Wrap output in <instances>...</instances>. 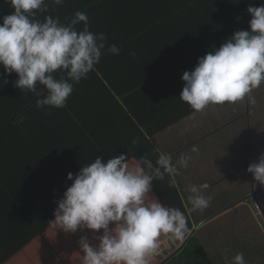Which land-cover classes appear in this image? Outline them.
<instances>
[{
	"label": "crops",
	"instance_id": "1",
	"mask_svg": "<svg viewBox=\"0 0 264 264\" xmlns=\"http://www.w3.org/2000/svg\"><path fill=\"white\" fill-rule=\"evenodd\" d=\"M112 1V12L118 15L125 10L127 17L134 19L142 12L152 27L129 26L127 32L140 37L132 40L125 52L121 49L115 63L107 64L108 74L100 70L99 79H82L80 86L74 87L71 98L76 115L69 106L37 108L36 104L20 113L21 118L15 121L20 127H13L12 144L5 143L0 149V219L13 225L37 223L44 217L46 222L54 216L55 201L72 183L67 180L69 172L75 176L97 156L106 162L120 154L126 155L129 170H134L139 160L131 154L145 150L146 136L174 162L192 156L187 168L157 180L169 206L179 196L190 216L192 233L204 245L212 264H233L237 253L244 254L247 264H264V185L247 171L249 164L264 154L260 117L264 118V83L250 94L254 104L245 98L210 104L196 112L179 97L185 83L182 74L187 68L194 69L198 57L220 44L197 52L196 48L205 44L198 43L203 42L201 30L190 16L159 27L158 20L168 15L158 9L159 3L172 0ZM122 1L125 7H120ZM98 29L91 30L100 33ZM181 103L191 110L171 122L169 119L182 113ZM193 146L198 153L192 152ZM204 183L209 185L204 195L211 197V204L202 212H193L187 189ZM153 198L162 203L152 186L148 199ZM22 211H33L29 214L32 220L22 219ZM47 225L4 264H83L81 236L87 235L96 245L99 240L95 237L103 233L94 234L90 229L66 232L55 221ZM181 244L173 237L176 250ZM153 257L149 264L163 260Z\"/></svg>",
	"mask_w": 264,
	"mask_h": 264
},
{
	"label": "clouds",
	"instance_id": "2",
	"mask_svg": "<svg viewBox=\"0 0 264 264\" xmlns=\"http://www.w3.org/2000/svg\"><path fill=\"white\" fill-rule=\"evenodd\" d=\"M8 2L14 11L0 17V66L8 74H18L14 87L23 93L40 97L37 85L44 86L47 94L37 99V108L66 107L74 85L88 78L105 50L113 55L121 51L116 44L106 48V34L90 31L84 12L77 11L67 24L51 16L41 22L35 17L38 12H47L46 0ZM51 3L62 5L64 0ZM247 12L251 14L250 30H236L219 48L198 57L194 69L183 72L185 83L179 97L196 112L210 104L236 103L245 98L255 103L250 94L264 83V2L259 6L249 4ZM81 22L83 29L77 30L75 26ZM130 55L135 56V52ZM192 152L199 149L193 146ZM127 160L125 154L106 162L97 156L75 176L67 174L72 183L55 201L54 221L64 231L90 229L95 234L103 230L95 237L99 240L96 245L87 235L81 236L83 264H149L158 254L162 234L183 242L190 232L181 209L148 197L154 179L164 180L165 174L187 168L192 156H181L174 162L170 154L160 152L154 163L145 155L134 170H129ZM247 171L264 185V154L258 162L249 164ZM208 187L204 183L187 189L193 212L210 206L211 197L204 195ZM233 264H247L244 254L237 253Z\"/></svg>",
	"mask_w": 264,
	"mask_h": 264
},
{
	"label": "trees",
	"instance_id": "3",
	"mask_svg": "<svg viewBox=\"0 0 264 264\" xmlns=\"http://www.w3.org/2000/svg\"><path fill=\"white\" fill-rule=\"evenodd\" d=\"M48 3L47 12H38L36 19L41 22L44 21L45 16H51L57 18L61 23L67 24L74 17L77 11L84 12L88 16L90 31L93 27L99 26V32H105L107 36V44H116L123 50L122 53L128 48L127 45L132 40H137L140 35L133 36L131 33L127 32L129 26L139 29L146 26H151L144 18L142 12L135 15L136 19L133 17H127L126 13L112 12V5L114 2L112 0H64L62 5H54L51 0H46ZM264 0H172L170 2L159 3L158 9L166 11L168 14L166 17L159 19L161 23L159 27L171 24V22L182 20L186 18L184 16H190L191 21L198 26L201 30L200 39L203 42L198 41V43H203L205 45H200L196 48L197 52L201 53L206 47H218V45L226 42L231 35L236 30H250L249 20L251 19V14L247 12V7L249 4L253 6H259ZM120 7L124 6V1H122ZM14 11L8 0H0V17L4 15L11 14ZM101 12V15H100ZM101 17L100 23H98ZM239 17V19H237ZM2 23V19H0ZM155 24V20H153ZM77 30L83 29V22L75 26ZM152 27V26H151ZM137 31L138 30H134ZM217 45V46H216ZM116 56L108 53L105 50L104 55L95 69L91 71L88 75V82L93 79H99L98 74L102 70L101 74H108L107 69L109 63H115ZM104 65V66H103ZM188 70V68H187ZM60 73L56 76L59 78ZM107 76V75H106ZM18 79V74L15 72L8 74L5 72L4 68L0 66V149L5 143L12 144L13 141V127H20V122L16 124L21 118L20 113L27 111L28 107H33L37 99L42 98L43 95L47 94V90L43 85L38 84L37 90L41 92V96L37 97L31 92L23 93L19 88L14 87V81ZM4 80H7L5 83ZM80 86V84H75V86ZM70 96L67 101L66 107H70L73 113L77 114V109H75V101ZM183 102V101H182ZM184 103V102H183ZM185 105L181 103V107ZM180 110L182 113L175 115L173 119H169L171 122H176L178 119H182L188 115L191 108L182 107ZM189 109V110H188ZM79 116V115H78ZM16 118V120H14ZM16 121V123H15ZM168 124L170 122H167ZM166 125V124H165ZM17 130V129H16ZM19 130V129H18ZM146 147L143 149L142 153L134 152V155L138 160L147 156L154 163L158 158L159 151L150 138L144 136ZM145 145V143H144ZM167 174H165L166 176ZM161 183L157 179L152 181V186L158 193L163 204H167V201L163 197L161 189L159 187ZM174 204L171 207H176L183 211L188 219L190 232L187 238L181 242L179 249L169 257L167 261L162 264H212L208 253L199 240V238L192 233V222L187 210L184 208L182 201L177 195L172 201ZM169 206V205H168ZM3 212H0V216ZM22 219L28 218L32 220L29 214H33V211H22L20 212ZM38 221L37 223L32 221H21L20 225H13L7 221H2L0 219V264H4L10 257L22 249L27 243H29L33 238L44 231L49 223L55 220V216L48 219L45 222ZM45 222V223H44Z\"/></svg>",
	"mask_w": 264,
	"mask_h": 264
},
{
	"label": "built area",
	"instance_id": "4",
	"mask_svg": "<svg viewBox=\"0 0 264 264\" xmlns=\"http://www.w3.org/2000/svg\"><path fill=\"white\" fill-rule=\"evenodd\" d=\"M160 248L156 256L166 258L172 251H176V246L173 245V237L170 234H162L159 238ZM172 254V253H171Z\"/></svg>",
	"mask_w": 264,
	"mask_h": 264
},
{
	"label": "water",
	"instance_id": "5",
	"mask_svg": "<svg viewBox=\"0 0 264 264\" xmlns=\"http://www.w3.org/2000/svg\"><path fill=\"white\" fill-rule=\"evenodd\" d=\"M242 30H243V29H242ZM253 196H254V198H257V197H256V194H254ZM178 249H179V248H178ZM178 249H177V250H178ZM177 250H176V251H177ZM176 251H174L172 254H170L169 256H167L166 258H164V259L160 262V264H162V263H164L165 261H167V260L169 259V257H170L171 255H173Z\"/></svg>",
	"mask_w": 264,
	"mask_h": 264
},
{
	"label": "rangeland",
	"instance_id": "6",
	"mask_svg": "<svg viewBox=\"0 0 264 264\" xmlns=\"http://www.w3.org/2000/svg\"><path fill=\"white\" fill-rule=\"evenodd\" d=\"M260 117L262 118V123H263V122H264L263 115H261ZM153 258H154V257H153ZM153 258H152V259H153ZM158 258H159V260H162V257L160 258V256H159Z\"/></svg>",
	"mask_w": 264,
	"mask_h": 264
}]
</instances>
